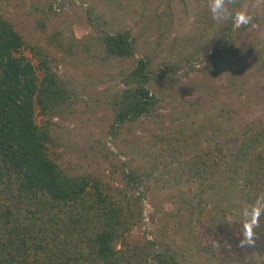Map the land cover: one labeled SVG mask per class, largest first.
Listing matches in <instances>:
<instances>
[{
    "label": "rangeland",
    "instance_id": "obj_1",
    "mask_svg": "<svg viewBox=\"0 0 264 264\" xmlns=\"http://www.w3.org/2000/svg\"><path fill=\"white\" fill-rule=\"evenodd\" d=\"M228 3L247 8L252 24L213 21L208 0H0V13L22 36L21 52L35 65L37 48L49 53L71 91L63 114L51 120L52 158L69 174L99 177L121 199L147 188L130 245L153 240L200 264H264L253 245L240 243L247 204L239 206L221 184L212 190L186 176L174 183L166 173L175 156L215 161L216 145L264 119V0ZM123 29L136 37V56L150 58L159 101L151 116L116 124L111 98L134 60H102L99 40ZM143 171H151L146 182L128 190L130 174Z\"/></svg>",
    "mask_w": 264,
    "mask_h": 264
},
{
    "label": "trees",
    "instance_id": "obj_2",
    "mask_svg": "<svg viewBox=\"0 0 264 264\" xmlns=\"http://www.w3.org/2000/svg\"><path fill=\"white\" fill-rule=\"evenodd\" d=\"M24 44L0 13V264H200L153 240L130 245L127 236L134 217L143 213L146 187L121 199L99 177L69 174L52 158L51 120L63 114L71 91L53 69V57L37 48L35 65L21 52ZM99 44L104 61L134 60L119 73L121 86L111 98L113 123L151 116L159 101L150 89L151 61L136 56L132 31H104ZM37 114L45 116L42 122ZM241 134L216 145L215 161L208 163L210 157L202 153L182 160L175 156L166 173L174 183L186 176V182H207L212 190L221 184L239 206H250L264 193V119ZM150 174H130L128 190L140 187ZM255 231L251 249L264 261V224ZM213 233L220 240L218 231Z\"/></svg>",
    "mask_w": 264,
    "mask_h": 264
},
{
    "label": "clouds",
    "instance_id": "obj_3",
    "mask_svg": "<svg viewBox=\"0 0 264 264\" xmlns=\"http://www.w3.org/2000/svg\"><path fill=\"white\" fill-rule=\"evenodd\" d=\"M211 19L215 22L230 21L236 29L253 22V15L247 8L233 10L228 0H208ZM264 221V193L259 194L254 203L240 210V225L243 234L241 245H254L256 229Z\"/></svg>",
    "mask_w": 264,
    "mask_h": 264
}]
</instances>
